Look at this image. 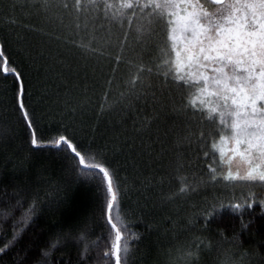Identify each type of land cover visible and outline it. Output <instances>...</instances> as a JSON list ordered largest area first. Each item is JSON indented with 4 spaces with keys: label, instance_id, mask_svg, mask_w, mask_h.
Wrapping results in <instances>:
<instances>
[{
    "label": "snow or ice",
    "instance_id": "6c2138e0",
    "mask_svg": "<svg viewBox=\"0 0 264 264\" xmlns=\"http://www.w3.org/2000/svg\"><path fill=\"white\" fill-rule=\"evenodd\" d=\"M26 6L40 23L25 27L76 49L85 71L89 61L97 66L103 61L109 63L98 104L100 115L111 112L117 104L130 105L133 99L147 101L150 97L154 105L161 103L153 87L154 79L165 94H178V100L173 95L168 101L172 111L186 117L183 124L187 134L179 136L177 144L195 140L207 173L206 178L189 173L178 153V190L167 199L188 197L202 185L234 188L240 184L248 188L243 200L233 196L205 201L188 220L190 228L199 223L202 231H209L214 219L231 211L240 217V232H244L253 223L244 220L245 209L259 204L264 215V195L257 197L253 191L256 187L264 190V0H29ZM45 25L51 31H45ZM7 48L8 40L0 39V76L14 82V106L29 132L30 148L34 152H64L73 162L77 177L100 180L106 193L108 225V246L103 257L114 264H128L132 243L139 241L140 234L132 232L122 216L125 181L117 162L103 148L81 144L68 134L67 127L46 141L39 132L36 110L28 102V78L7 55ZM57 62L64 64L60 58ZM121 67L129 71L127 79L118 80ZM83 106L75 105L71 111L75 113ZM150 123L147 117L142 121L144 126ZM209 158L212 163H207ZM66 200L61 196L53 204L59 207ZM37 210L38 204L33 201L13 225L12 238L0 247V255L14 247L34 223ZM80 239L85 237L81 235ZM205 239L196 237L174 246L175 250L169 249L168 264H201L204 255L211 254ZM71 241V231L58 235L40 251L38 264H52L54 253ZM227 243L230 247L223 250L221 264H242L249 254L240 253L237 260V253L232 251L242 244L240 233H234ZM260 243L264 244V240ZM88 252L85 243L79 254L82 261Z\"/></svg>",
    "mask_w": 264,
    "mask_h": 264
},
{
    "label": "trees",
    "instance_id": "16d2710c",
    "mask_svg": "<svg viewBox=\"0 0 264 264\" xmlns=\"http://www.w3.org/2000/svg\"><path fill=\"white\" fill-rule=\"evenodd\" d=\"M28 2L0 0V39L8 40L7 55L28 78V102L36 110L39 132L46 141L67 127L68 134L81 144L103 148L117 162L125 181L122 216L130 223L131 231L140 234L139 241L132 243L128 264H168L169 249L175 250L174 246L192 242L196 237L206 238L205 244L211 246V254L204 255L201 264H221L223 250L230 247L227 241L236 232L240 233L242 244L232 249L237 253L235 259L240 260V253L247 252L242 264H264V244L260 243L264 240V215L259 204L245 209L244 220L253 223L244 232H240V217L231 211L214 219L209 231H202L199 223L188 226L196 208L205 201L233 196L239 201L246 198L245 194H221L212 185H202L188 197L167 199L178 190V153L189 173L205 178L207 173L195 140L177 144V138L187 134L183 124L186 117L172 111L168 101L173 95L178 100V94H165L154 79L153 87L161 103L154 105L150 97L147 101L133 99L130 105L117 104L111 112L100 115L98 104L109 63L103 61L97 66L89 61L85 71L76 49L30 31L25 26L40 21L30 14ZM44 27L51 31L49 26ZM57 58L63 59L64 64L58 63ZM128 75L129 71L121 67L117 78L127 79ZM13 89V80L0 76V247L12 238L13 225L33 201L38 210L34 223L15 246L0 255V264H38L40 251L68 231L72 241L54 253L52 264H114L112 259L105 261L103 257L108 246L104 186L99 179L77 177L66 153L55 149L34 152L30 148L29 132L15 110ZM81 103L84 106L73 113L71 108ZM145 117L151 121L148 126L142 124ZM207 163H212L211 158ZM61 196L67 200L56 207L53 201ZM85 243L89 252L82 261L79 254Z\"/></svg>",
    "mask_w": 264,
    "mask_h": 264
},
{
    "label": "rangeland",
    "instance_id": "374dc122",
    "mask_svg": "<svg viewBox=\"0 0 264 264\" xmlns=\"http://www.w3.org/2000/svg\"><path fill=\"white\" fill-rule=\"evenodd\" d=\"M214 189L219 191V193L227 194V195H242L248 196V188L244 185L237 184L234 188L232 186H226L225 184H216L212 185ZM256 193L257 197L264 195V190L260 187H256L253 189Z\"/></svg>",
    "mask_w": 264,
    "mask_h": 264
}]
</instances>
